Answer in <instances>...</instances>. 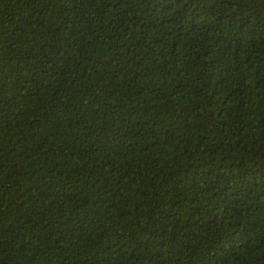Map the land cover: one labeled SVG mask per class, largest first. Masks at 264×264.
<instances>
[{"label":"trees","instance_id":"1","mask_svg":"<svg viewBox=\"0 0 264 264\" xmlns=\"http://www.w3.org/2000/svg\"><path fill=\"white\" fill-rule=\"evenodd\" d=\"M0 264H264V0H0Z\"/></svg>","mask_w":264,"mask_h":264}]
</instances>
